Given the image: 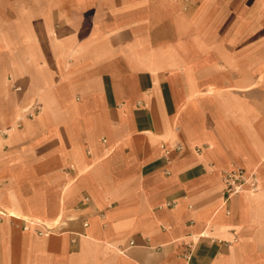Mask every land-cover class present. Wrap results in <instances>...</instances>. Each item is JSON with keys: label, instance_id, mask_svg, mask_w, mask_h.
I'll list each match as a JSON object with an SVG mask.
<instances>
[{"label": "crops", "instance_id": "crops-1", "mask_svg": "<svg viewBox=\"0 0 264 264\" xmlns=\"http://www.w3.org/2000/svg\"><path fill=\"white\" fill-rule=\"evenodd\" d=\"M0 210V264H264V0H0Z\"/></svg>", "mask_w": 264, "mask_h": 264}, {"label": "built area", "instance_id": "built-area-1", "mask_svg": "<svg viewBox=\"0 0 264 264\" xmlns=\"http://www.w3.org/2000/svg\"><path fill=\"white\" fill-rule=\"evenodd\" d=\"M177 1V0H172ZM104 142V140H102ZM224 189L223 195L225 197V201L229 200L231 197L237 195L241 191V187L244 183H251L253 189H255V181L252 175H246L243 170L235 169L231 172L225 173L223 177ZM0 215H2V211L0 210ZM205 235H203L204 237ZM186 257L188 255H185Z\"/></svg>", "mask_w": 264, "mask_h": 264}]
</instances>
